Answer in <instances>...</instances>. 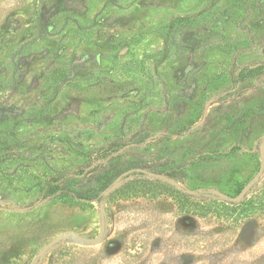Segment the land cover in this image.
<instances>
[{"label":"rangeland","instance_id":"1","mask_svg":"<svg viewBox=\"0 0 264 264\" xmlns=\"http://www.w3.org/2000/svg\"><path fill=\"white\" fill-rule=\"evenodd\" d=\"M0 264H264V0H0Z\"/></svg>","mask_w":264,"mask_h":264},{"label":"trees","instance_id":"2","mask_svg":"<svg viewBox=\"0 0 264 264\" xmlns=\"http://www.w3.org/2000/svg\"><path fill=\"white\" fill-rule=\"evenodd\" d=\"M50 188L56 189V188H57V186H56V185H54V186H53V185H51V186H50ZM58 188H59V187H58ZM77 196H78L79 198H81V197H80V195H77Z\"/></svg>","mask_w":264,"mask_h":264}]
</instances>
